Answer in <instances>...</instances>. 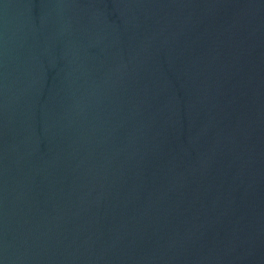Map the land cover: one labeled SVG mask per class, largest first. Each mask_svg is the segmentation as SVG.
<instances>
[{"label":"water","instance_id":"95a60500","mask_svg":"<svg viewBox=\"0 0 264 264\" xmlns=\"http://www.w3.org/2000/svg\"><path fill=\"white\" fill-rule=\"evenodd\" d=\"M0 264H264V0H0Z\"/></svg>","mask_w":264,"mask_h":264}]
</instances>
